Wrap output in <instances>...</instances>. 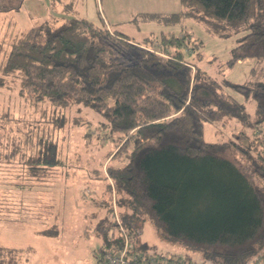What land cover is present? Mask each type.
Returning a JSON list of instances; mask_svg holds the SVG:
<instances>
[{
	"label": "trees",
	"instance_id": "trees-1",
	"mask_svg": "<svg viewBox=\"0 0 264 264\" xmlns=\"http://www.w3.org/2000/svg\"><path fill=\"white\" fill-rule=\"evenodd\" d=\"M179 2L187 11L172 19L184 14L218 22L216 32L230 25L246 30L230 66L264 60V0ZM109 29L106 21L78 18L42 23L9 45L2 66L5 76L19 74L21 93L33 102L83 105L101 116V129L115 143L103 175L97 173L107 181L104 203L116 228L103 230L108 250L122 246L125 232L147 252L140 236L150 221L166 241L189 250L171 254L193 264L196 257L205 264H264V184L257 181L264 183V147L248 131L264 125V83L217 82L186 58L182 37L162 34L155 45L149 37L136 41ZM249 101L256 106L253 115ZM221 117L236 138L224 140L217 131L222 141H208L207 123L219 125ZM48 147L33 173L58 166L57 147ZM106 251L100 249L98 260ZM21 253L0 245V264H20Z\"/></svg>",
	"mask_w": 264,
	"mask_h": 264
},
{
	"label": "rangeland",
	"instance_id": "rangeland-1",
	"mask_svg": "<svg viewBox=\"0 0 264 264\" xmlns=\"http://www.w3.org/2000/svg\"><path fill=\"white\" fill-rule=\"evenodd\" d=\"M0 10V78L5 82L0 88V245L21 249L20 264H97L100 249L108 250L103 230L116 229L109 204L104 203L107 181L97 174L103 175L107 154L115 145L101 129V116L83 105L37 104L22 95L19 74H3L9 45L29 29L78 18L98 25L106 21L110 32L120 31L136 41L149 37L155 45H161L162 34L182 37L186 58L217 82L264 83V60L245 58L228 64L246 30L230 25L216 32L218 22L184 14L172 19V14L187 11L179 0H0ZM226 90L243 100L242 95ZM246 108L252 115L256 111L253 101ZM217 123H207L208 141H222L217 131L224 133V140L236 138L232 126L222 127L224 119ZM208 127L213 128L208 131ZM252 130L248 131L258 135L256 141L263 140L260 147H264V125ZM54 144L58 166L33 173L48 145ZM237 157L250 175L245 161ZM140 237L152 255L189 252L166 241L150 221L144 223ZM196 259L197 264H205Z\"/></svg>",
	"mask_w": 264,
	"mask_h": 264
},
{
	"label": "built area",
	"instance_id": "built-area-1",
	"mask_svg": "<svg viewBox=\"0 0 264 264\" xmlns=\"http://www.w3.org/2000/svg\"><path fill=\"white\" fill-rule=\"evenodd\" d=\"M117 216L115 210L114 217L118 221ZM122 233L124 235L122 246L116 250H107L104 252L102 257L97 261V264H193L177 254L161 257L139 250L127 234L125 232Z\"/></svg>",
	"mask_w": 264,
	"mask_h": 264
}]
</instances>
